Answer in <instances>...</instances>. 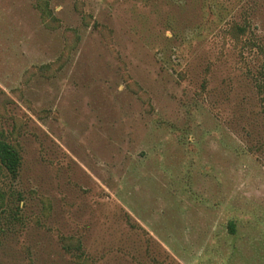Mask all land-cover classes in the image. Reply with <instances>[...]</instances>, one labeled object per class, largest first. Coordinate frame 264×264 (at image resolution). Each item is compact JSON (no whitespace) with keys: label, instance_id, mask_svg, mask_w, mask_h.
Wrapping results in <instances>:
<instances>
[{"label":"rangeland","instance_id":"rangeland-1","mask_svg":"<svg viewBox=\"0 0 264 264\" xmlns=\"http://www.w3.org/2000/svg\"><path fill=\"white\" fill-rule=\"evenodd\" d=\"M37 1L0 0V264H264V0Z\"/></svg>","mask_w":264,"mask_h":264},{"label":"trees","instance_id":"trees-1","mask_svg":"<svg viewBox=\"0 0 264 264\" xmlns=\"http://www.w3.org/2000/svg\"><path fill=\"white\" fill-rule=\"evenodd\" d=\"M36 8L40 13L43 24L48 28L53 27L57 20L49 9V0H38ZM239 29L244 33L243 28ZM0 164L12 176L16 175L20 166V155L18 150L3 138H0Z\"/></svg>","mask_w":264,"mask_h":264}]
</instances>
